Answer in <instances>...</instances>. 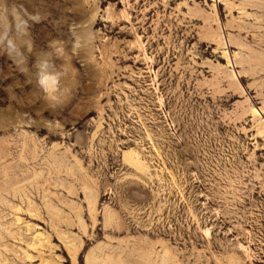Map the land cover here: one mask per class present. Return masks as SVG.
<instances>
[{"label":"rangeland","instance_id":"374dc122","mask_svg":"<svg viewBox=\"0 0 264 264\" xmlns=\"http://www.w3.org/2000/svg\"><path fill=\"white\" fill-rule=\"evenodd\" d=\"M2 13L0 264H264V0Z\"/></svg>","mask_w":264,"mask_h":264},{"label":"clouds","instance_id":"9594fccd","mask_svg":"<svg viewBox=\"0 0 264 264\" xmlns=\"http://www.w3.org/2000/svg\"><path fill=\"white\" fill-rule=\"evenodd\" d=\"M2 15L5 17V19H7V25L5 32L0 33V49L7 52V54L14 61L18 62L17 57L15 55L17 50L15 48L13 40L11 39V33L14 30L20 31L21 29H23L24 31H28L31 25L27 21L21 23L17 20L15 16H8L7 13H2ZM33 22H39V17H33ZM49 63H53L50 58L48 59L47 63H37L36 65L38 68L41 69V74L38 76V83L46 92L49 90L55 91L59 88L60 84V77L48 71Z\"/></svg>","mask_w":264,"mask_h":264},{"label":"bare ground","instance_id":"6f19581e","mask_svg":"<svg viewBox=\"0 0 264 264\" xmlns=\"http://www.w3.org/2000/svg\"><path fill=\"white\" fill-rule=\"evenodd\" d=\"M127 155V154H126ZM128 156V155H127ZM130 160V159H129ZM133 160V159H132ZM131 164V163H130ZM168 254V253H167Z\"/></svg>","mask_w":264,"mask_h":264}]
</instances>
